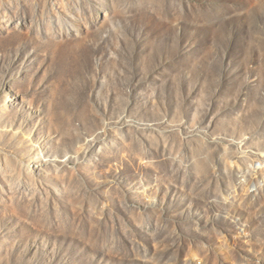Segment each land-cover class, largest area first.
Returning a JSON list of instances; mask_svg holds the SVG:
<instances>
[{
	"label": "rangeland",
	"instance_id": "1",
	"mask_svg": "<svg viewBox=\"0 0 264 264\" xmlns=\"http://www.w3.org/2000/svg\"><path fill=\"white\" fill-rule=\"evenodd\" d=\"M0 264H264V0H0Z\"/></svg>",
	"mask_w": 264,
	"mask_h": 264
},
{
	"label": "bare ground",
	"instance_id": "2",
	"mask_svg": "<svg viewBox=\"0 0 264 264\" xmlns=\"http://www.w3.org/2000/svg\"><path fill=\"white\" fill-rule=\"evenodd\" d=\"M80 149V148H79ZM83 150V149H82Z\"/></svg>",
	"mask_w": 264,
	"mask_h": 264
}]
</instances>
